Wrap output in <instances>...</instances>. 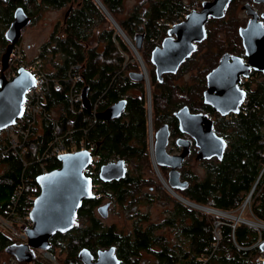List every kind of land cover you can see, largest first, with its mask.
Segmentation results:
<instances>
[{
	"label": "trees",
	"instance_id": "obj_1",
	"mask_svg": "<svg viewBox=\"0 0 264 264\" xmlns=\"http://www.w3.org/2000/svg\"><path fill=\"white\" fill-rule=\"evenodd\" d=\"M99 1L133 43L136 42L137 34L145 35L144 44L137 51L146 57L143 60L152 74L151 84L158 88L152 93V111L156 121L154 127L157 129L167 123L172 129L171 136L188 138L180 133L173 113L184 106L194 113L208 116L215 113L203 101L206 76L218 66L219 58L225 52L246 58L238 34L239 25L233 18L228 21L210 19L207 23H216V27L209 28L208 50L205 52L208 64L199 72V77L192 81L195 86L189 85L191 83L177 85L174 79L190 64H199V59H195L196 52L186 60L177 74H166L163 81L159 82L150 61L151 53L167 37L175 21L182 19L184 0H142L131 9L127 8L128 0ZM18 7H22L33 20L46 9H66L63 19L55 24L37 57L43 61L46 74L60 79L63 84L61 90L51 86L45 98V111L49 119H42V133H37L30 141L33 147L28 148L25 156L17 155L16 150L2 155L0 214L5 215L8 208L14 206L12 198L23 183L25 197L34 188L37 197L40 195V186L36 182L37 176L41 175L38 159L57 135L66 136L68 148L72 139L78 144L84 139L94 143L93 152H97L96 157L100 158L101 164L120 159L138 169L134 175L141 170L137 176L129 177L130 173L111 185L103 184L98 194L112 195L123 203L119 204L121 209L131 206L124 203L130 197L133 201L134 193L140 192L143 186L142 171L150 164L146 86L144 81L130 78L129 73L133 71L127 72L133 67L127 60L132 55L131 49L117 34L115 27L103 14V8L95 0H0V44L3 49L7 44L4 28H9ZM123 15L124 18H118ZM202 46H198L197 51ZM76 65L80 66L84 79L82 85L88 88V96L82 103V111L74 114L70 109L69 84L64 83V79H67L71 67ZM252 80L246 81L245 87L241 84L247 94L246 111L240 112L238 116L230 115L228 120L229 116L221 117L219 114H214L212 119L216 133L227 141L223 160L204 161L203 177L184 166L182 177L189 178L190 187L179 193L202 206L236 212L252 192L253 201L247 215H254L264 222V74L256 75ZM124 99L127 105L121 116L110 121L102 117L107 108ZM5 146L6 140L0 149ZM174 147L179 149L176 145ZM45 164L49 172L61 166L58 159L46 160ZM98 168L93 169L91 165L87 176L92 178L91 170L98 171ZM161 170L164 175L167 169ZM179 193L178 196H181ZM98 203L97 199L85 201L78 212L75 228L69 233L57 234L51 240L50 252L60 264H83L77 259L80 250L88 249L95 253L111 247L116 248L121 264H201L204 255L207 258L211 255L209 264H247L248 252L238 250L235 242L249 247L259 238L256 230L243 223H239L233 232L231 224L234 222L225 219L227 224L221 226L222 238L216 245L214 222L223 218L198 212L183 206L181 202H175L174 209L168 212L163 222L151 223L147 227L143 223H136L126 233L115 225L104 224L96 217L93 209ZM144 219L147 221L148 217ZM12 244V238L0 230V259L7 254L6 248ZM251 253L255 257L264 254L257 249ZM63 254L66 256L62 260Z\"/></svg>",
	"mask_w": 264,
	"mask_h": 264
},
{
	"label": "water",
	"instance_id": "obj_2",
	"mask_svg": "<svg viewBox=\"0 0 264 264\" xmlns=\"http://www.w3.org/2000/svg\"><path fill=\"white\" fill-rule=\"evenodd\" d=\"M95 1L105 13H108L99 0ZM231 1L205 2L201 10L190 12L183 22L175 24L168 30L167 37L161 46L156 47L151 53V63L155 67V74L159 82L163 81L166 74L178 73L186 60L197 51V45L207 39L206 25L209 20L223 19ZM254 1L264 3V0ZM244 9L248 16H252L247 27L239 30L247 62L238 55L226 53L221 57L218 66L206 76V90L203 93L204 104L212 107L214 112L223 117L232 113H240V107L247 96L246 91L240 87L242 78H248L251 70L264 74V26L249 5H245ZM262 17L264 18V14ZM30 23L31 17L22 7H18L14 12L13 21L5 33L9 44L2 54L0 62V131L14 125L23 116V104L27 92L35 87L34 75L23 68L11 80L6 76L14 46L20 43L25 28ZM118 33L125 36L120 28H117ZM144 37L143 33L135 36L136 51L137 48L140 49L143 46ZM129 76L134 80L144 81L148 86L144 72H131ZM87 96L88 88L85 87L83 101ZM149 98L150 96H148V100ZM126 105L127 100H120L107 108L102 117L107 121L113 120L124 113ZM150 111L149 101V122ZM173 116L178 121L180 133L194 140V146L197 149L196 160H223L227 141L216 133L214 122L207 114L191 112L188 106H184L175 111ZM170 136L171 130L167 123L156 130L153 162L159 168L169 169L166 179L172 192L177 194L189 186L187 181H182L180 170L191 152L192 141L178 138L176 145L182 149V152L171 154L168 151ZM96 154L97 152L88 150L63 154L58 157L61 162L59 168L37 176L36 182L40 186L41 192L31 213L33 227L27 231V243L10 245L6 248L8 255L16 257L21 263L30 264L36 261L37 250L42 251L45 258L56 263L54 255L50 252L51 237L57 233L72 231L76 226L78 212L83 207L84 201L96 198L93 179L87 176V170L92 165ZM126 174V163L124 160H119L103 165L99 172V179L106 183L121 180L125 178ZM251 195L252 192L248 199ZM186 200L187 202L182 200L181 203L199 210L212 209ZM109 209V203L98 208V214L103 220L108 219ZM233 218L237 220L239 216ZM260 250L264 253V243ZM78 259L83 264H121L114 247L99 250L95 261L91 252L88 249H83L79 252Z\"/></svg>",
	"mask_w": 264,
	"mask_h": 264
},
{
	"label": "built area",
	"instance_id": "obj_3",
	"mask_svg": "<svg viewBox=\"0 0 264 264\" xmlns=\"http://www.w3.org/2000/svg\"><path fill=\"white\" fill-rule=\"evenodd\" d=\"M196 4L197 5L194 4V7L196 9H200L199 1L196 2ZM190 11H192V8L190 6H186L183 17H186ZM24 58L25 55L21 45H15L9 63L10 67L8 71V78H14L23 68L34 75L35 87L27 92L26 100L23 104V116L18 119L14 125H11L5 128L4 130L0 131V145L6 140V146L3 149H0V161L2 155L5 152L9 153L12 152L11 150H16L17 155L21 154V156H25V153L28 151V148L33 147V144L30 141L36 135L40 121L43 118L49 119V117L47 116V112L45 111V98L50 93L51 86L55 90L62 89V81L57 78L54 79L46 74L44 63L40 58H36L31 62H25V60H23ZM252 79L248 80V82L253 81ZM83 80L84 79L80 72L79 65L72 66L70 72L67 75V79H64V83L69 84L68 93L70 100V109L74 114L80 113L82 111L84 89V86L82 85ZM247 105L248 101L247 99H245L244 103L240 107V112L246 111ZM230 115L238 116V114L234 113ZM230 115L227 120L230 119ZM219 120H221V117L219 118ZM65 137L66 136H55L54 140L48 145L40 159H38V162H40L41 165V174H47L49 172L45 164L46 160L58 159V157L63 154L74 152V149H72L73 147H76L75 151L88 150L90 152H93L95 149L94 143H90L85 139L82 140L80 144H78L75 140L72 139L70 141L71 146L70 148H68V145L65 142ZM26 165L27 164L25 163V166ZM36 191V188H34L33 192L36 193ZM25 194L26 190L25 185L23 183L22 186L20 185V187L17 188L16 193L12 198L14 206L8 208V211L5 213V215L0 214V230L7 233L8 236H10L17 242H26L27 231L33 227L31 213L37 195L35 196L34 194H29L27 197H25ZM247 208L248 204H243L242 207H240L238 210L241 213H244L245 209L247 210ZM205 212L209 215L223 218L214 222L213 233L217 241L216 245H218L219 241L222 238L221 226L227 224L225 219H229L226 217L227 212H223L214 208ZM239 219L245 220L244 222H242L243 224L252 227L254 230H257L259 232L260 237L254 245L249 247L240 246L235 242L237 249L240 251L248 252L247 264H264V254L255 257L253 255L254 252L251 253V251H254L255 249L261 251L260 247L264 242V222L250 221L248 219H244L242 215H240ZM233 222L234 223H232L231 226L234 232L236 226L241 222H236L235 219H233ZM210 256L208 258L205 257V255L202 256L203 258L201 259V264H209Z\"/></svg>",
	"mask_w": 264,
	"mask_h": 264
},
{
	"label": "rangeland",
	"instance_id": "obj_4",
	"mask_svg": "<svg viewBox=\"0 0 264 264\" xmlns=\"http://www.w3.org/2000/svg\"><path fill=\"white\" fill-rule=\"evenodd\" d=\"M140 1H142V0H128L126 2L127 8L131 9L136 3H139ZM198 1H200V0H184L183 1L184 2L183 3L184 8H183L182 13H181L183 20H185V18L183 17V14L185 12L186 5H188L192 8V6H194V4L197 5L196 2H198ZM65 11H66V9H60V10L46 9L41 14H39V16H37V18H35L33 20V22L25 29L22 40L20 41V45H21L22 50H23L24 55H25V58L23 59V60H25V62H31L32 60H34L38 57L39 50H40L42 44L45 43L46 41H48V38L54 29L55 23H59V21H61L63 19ZM103 14H105V16H107V15L109 16V17L107 16L109 19V22L111 25H113L115 27L116 32H117V28L121 29L119 24L114 20V18L112 17L111 14H109V12L104 13V11H103ZM231 16L232 17H244L241 10H239V11L232 10V14L230 13V16L228 18L225 17L226 21H228L229 18H231ZM124 17H125L124 15L118 16V18H124ZM180 19H178L177 21H179ZM209 25H210L209 28H212V29H215V27H216V23H210ZM238 34H239V28H238ZM118 35H120L122 37V39L124 40V42H126L128 44L129 48L131 49L132 55H133V56L131 55L130 59L128 60L129 62H131L133 64L132 70H128L127 72H129V71L144 72V69H143L144 66L146 67V69L148 71V74L150 77V80H149L150 82L148 83V86L145 84L146 96H147V99H148V96H150V98L148 100V105H149V101H150V105L152 108V103H151L152 102V93L154 94V92L156 90H158V88L155 87L153 84H151L152 74H150L146 63L143 60V58L146 59V57H144V56L142 57L141 55L137 56L135 49L128 43V41H127L128 38L126 37L125 34H124L125 37H123L119 33H118ZM201 45H203L201 50L196 51V53H195L196 54L195 59H199V64H197V65L190 64L189 67L182 74H180L179 76H177V78L174 79V84H177V85H185L186 83H191L189 85L195 84L192 81L199 77L198 76L199 72L202 69L206 68V66L208 64V61H206V59H205V52L208 50V43L206 41L205 43H202ZM0 50L2 53L5 51V49H3L1 47V44H0ZM131 57H132V59H131ZM220 59L221 58H219V61H220ZM144 73H145V76L147 77V72H144ZM177 100H179V98ZM154 116H155V114H154ZM214 117H211V119ZM217 118H219V116ZM154 122H156V121H155V118H153V111H152L153 126L155 124ZM39 125H38L37 133H42V132H40V129H39L40 126ZM149 125H150V123H149ZM155 132H156V127H154V143H153V145H152L151 139L149 138L150 164L148 166H145V168L143 169L142 174H141V176L143 175V178H146L147 181L141 182L143 186L141 187L140 192L134 193V200L133 201H131V197L129 199V201L132 202V205L131 206L127 205L125 208H123L122 212L119 209H115L113 212H110L109 218L106 220H103L100 217V215L98 214V212H96L98 218H100L104 224L115 225L118 230H124L125 232L132 230L134 224H136V223H139V224L143 223L144 227H147L151 223L163 222L167 218V216L169 215L168 212H170L172 209H174V207L176 205L175 202H181L167 188H165L166 183L163 182V179H165L167 181V179L165 177L168 178V172L167 171L165 172V174H164L165 177H164L163 172L161 170L162 168H159L158 166L157 167L154 166L155 163L152 160V157H154V156H152V154H153L152 150L154 149V145H155ZM148 136H149V133H148ZM173 143H175V142H173ZM173 143H171V144H173ZM171 147H172V145L170 146L171 152L177 151V149H172ZM75 148L73 147L72 149H74V151H75ZM94 159H95V163L92 166L93 169L97 167V163L100 161L99 157H94ZM130 165H129L130 169L132 168V170L130 171V173H131L130 177L137 176L138 174L141 173V170H139L137 172V174L134 175V173H136L135 171L138 169H136L134 167V165H132V164H130ZM0 168H1V166H0ZM157 168L159 169V171L157 170ZM188 168L190 170H192L193 172H196L197 175H200L201 177H203V175H204L203 165L198 163L197 161H195L193 158H190V161L188 162ZM93 169L91 170V172L93 171V174H94L96 172ZM0 171H1V169H0ZM141 180H143V179L141 178ZM151 180L153 183H151ZM152 187H155V190H151ZM153 191H154V194H156L157 199H155V201L151 202L149 200V198L147 196H145V192L153 193ZM159 192H160V197L157 196L159 194ZM31 194H34L36 196L37 191L35 193L32 190ZM167 194L169 195V198H167ZM106 197L107 196H105L104 200L108 199ZM252 201H253V197L251 195V197L249 199L247 198V200H246V204H248V208H247V210L245 209L244 213H241L239 210H237L236 212H234V211L233 212H227L226 217L233 221L234 216H239V218H240V215H242V217L244 219H248L250 221H260L261 222V220H259L256 216L249 217L247 215V214H249L248 209H249V206L252 203ZM140 202H142V203H140ZM147 202L152 203V204H148ZM137 203H140V204H137ZM134 205H136V207H134ZM182 205L188 207V205L185 203H182ZM119 208H121L120 205H119ZM190 208H192L198 212L200 211L202 213H206L205 211H202V210H199V209H196L193 207H190ZM145 216L148 217L147 221L144 219ZM238 219L236 220V222H241V224H242V222L245 221L243 219H239V220ZM257 233H259V232L257 231ZM259 237H260V235H259ZM39 255H41V253H39ZM241 256H242V254H241ZM42 258L44 259L45 262H47L49 264H56L47 258H44V257H42ZM61 259L62 260L65 259L64 254L61 255ZM0 264H18V263L12 260L11 255L4 254L1 256Z\"/></svg>",
	"mask_w": 264,
	"mask_h": 264
},
{
	"label": "flooded vegetation",
	"instance_id": "obj_5",
	"mask_svg": "<svg viewBox=\"0 0 264 264\" xmlns=\"http://www.w3.org/2000/svg\"><path fill=\"white\" fill-rule=\"evenodd\" d=\"M208 1H213V0H200L199 1V4H200V9H196L194 6V10H201L202 9V5H203V3H205V2H208ZM245 5H249L250 7H251V10L252 11H254L255 13H256V15L258 16V20L260 21V22H262V24H263V26H264V18L262 17V15L264 14V3H256L254 0H232L231 2H230V4L227 6V8H226V11H225V17L226 18H228L229 16H230V13L232 14V10H234V11H239V10H241L242 11V13H243V16L244 17H232L231 16V18H233L235 21H236V23L239 25V30H240V28H245V27H247V25H248V23H249V21L252 19V16H248L247 15V12H246V10L244 9V6ZM235 7V8H234ZM57 10V9H56ZM193 10V11H194ZM31 17V23L33 22V17L32 16H30ZM64 17V16H63ZM224 17V19L226 20V18ZM13 21V20H12ZM184 20L183 19H180L179 21H176V23L175 24H178V23H181V22H183ZM210 21V20H209ZM30 23V24H31ZM55 24H57V23H55ZM174 24V25H175ZM209 26L210 25H206V30H207V38H208V36H209ZM27 28V27H26ZM25 28V29H26ZM8 30V28L6 27V28H4V31H5V33H6V31ZM166 38V37H165ZM165 38H163V40L165 39ZM241 38V37H240ZM6 40H7V38H6ZM22 40V39H21ZM207 41V39L203 42V43H205ZM241 41H242V39H241ZM9 44V41L7 40V44H6V47H7V45ZM18 44V43H17ZM202 44V43H201ZM201 44H198L197 45V48H198V46H200ZM243 44V43H242ZM6 47H5V50H6ZM158 47V46H157ZM5 52V51H4ZM3 52V53H4ZM2 52H1V50H0V62H1V56H2V54H3ZM13 53V52H12ZM226 53H228V52H225V53H223V55L224 54H226ZM230 54H232V53H230ZM222 55V56H223ZM11 57H12V54H11ZM10 57V58H11ZM243 58V57H242ZM243 59H245V61L247 62V58H243ZM9 63H10V61H9ZM9 67H10V64H9ZM145 67V66H144ZM145 69H146V67H145ZM214 69V68H213ZM9 71V68H8V70L6 71V76H7V78H8V72ZM146 72H147V77H148V79L150 80V77H149V74H148V71H147V69H146ZM259 74H262L261 72H255V71H253V70H251L250 71V75H249V77L248 78H242V85H243V87H245V83H246V81H247V83H248V80H251L254 76H256V75H259ZM0 76H1V72H0ZM151 113H152V108H151V111H150ZM215 114V116H216V112L214 113ZM214 114H212V115H209L210 117H214ZM213 119V118H212ZM150 123V122H149ZM165 124V123H164ZM163 125V124H162ZM162 125H160V126H158L157 127V129H159ZM169 125V124H168ZM170 127V126H169ZM156 129V130H157ZM170 130H171V133H172V129L170 128ZM187 136V135H186ZM149 138L151 139V142H152V145H153V143H154V126H153V123H152V131H151V129H150V125H149ZM178 138H185L184 136H177V137H173V136H170V139H169V146H168V151L171 153V154H180L181 152H182V149L180 148V147H178L177 145V147L179 148V149H177V151L176 152H171L170 151V144L171 143H173V142H175V144H176V140L178 139ZM186 139H189V140H191L192 141V146H191V152H190V154L188 155V157H187V159L185 160V162H184V165H183V167L184 166H187L188 167V162L190 161V158H193L195 161H197L198 163H200V164H202L203 165V168H204V170H205V167H204V160H201V161H199V160H196V154H197V149L195 148V146H194V140H192L189 136H188V138H186ZM172 149H174L175 147L174 146H172L171 147ZM194 149H195V153H193V151H194ZM152 156H153V154H152ZM120 159H114L113 161H109V162H117V161H119ZM152 160H153V157H152ZM125 161V160H124ZM108 162V163H109ZM94 163H95V160L93 161V164H92V166L94 165ZM125 163H126V169H127V174H130V171L132 170V168L130 169V167H129V165L131 164L130 162L128 163V162H126L125 161ZM100 164V165H99ZM105 164H107V163H100V162H98L97 163V167L99 166V168H98V171H95L96 173H92L93 174V176H92V179H93V185H94V191H95V193H96V198L95 199H97L98 200V204L99 205H97V207H94V209H93V212H94V214L96 215V217H98L97 216V214H96V212H98V208L101 206V205H103V204H107V203H109L110 204V209H109V215H110V212H113L115 209H119L121 212H122V210H123V208L121 209V208H119V204H123V203H121V202H118L112 195H110V196H108L107 194H106V198H108L107 200H104V198H105V195L104 194H100V196H98V194L100 193V190L102 189V186H104L103 184H106V183H108V184H112L114 181H119V180H113V181H110V182H106V183H103V182H101L100 180H99V172H100V169L102 168V166L103 165H105ZM131 166V165H130ZM154 166H156L155 164H154ZM157 167V166H156ZM95 169V168H94ZM167 169V168H166ZM157 170L159 171V169L157 168ZM188 170V169H187ZM168 173H169V169H167L166 170ZM183 171H184V169L182 168L181 170H180V173H181V179H182V181H187L188 183H189V186H188V188L190 187V180H189V178L188 177H186V178H184V177H182V173H183ZM203 176H205V174L203 175ZM126 177V176H125ZM130 177V176H129ZM124 179V178H123ZM142 179H143V181H147L146 180V178H143V175H142ZM99 180V181H98ZM163 182H165L166 184H165V188H167V189H169V184H168V182L165 180V179H163ZM151 183H153L152 182V180H151ZM188 188L186 189V190H188ZM151 190H155V187H152L151 188ZM185 191V190H184ZM145 196H147L148 198H149V200L151 201V202H153V201H155V199H157V197H156V194H154V191H153V193H149V192H145ZM158 196V195H157ZM94 200V199H93ZM88 201V200H87ZM85 202V201H84ZM140 203H142V202H140ZM140 203H137V204H140ZM148 203V202H147ZM84 204V203H83ZM124 204H132L129 200H127ZM148 204H152V203H148ZM120 213V212H119ZM109 218V217H108ZM71 232V231H70ZM69 233V232H68ZM126 233H128V231L126 232ZM57 234H66V233H57ZM56 234V235H57ZM56 235H54L53 237H55ZM53 237H51V239H50V244H51V247H50V249H52V239H53ZM23 243H25V242H14V244H23ZM104 250V249H103ZM81 251V250H80ZM79 251V252H80ZM98 252V251H97ZM97 252H95V253H93V252H91V254H92V256H93V260L95 261V260H97ZM39 253H41V255H39ZM79 254V253H78ZM78 254H77V259H78ZM44 257L43 256V252L42 251H37L36 250V261L35 262H33V263H30V264H35L36 262H41V263H43V262H45L44 261V259L42 258V257ZM66 256V255H65ZM55 257V256H54ZM119 257V256H118ZM45 258V257H44ZM12 260L13 261H15V262H17L18 264H28V263H21V262H19L18 260H17V258L16 257H14V256H12ZM55 260H56V258H55ZM79 260V259H78ZM80 261V260H79ZM81 262V261H80ZM56 264H60L57 260H56Z\"/></svg>",
	"mask_w": 264,
	"mask_h": 264
},
{
	"label": "clouds",
	"instance_id": "obj_6",
	"mask_svg": "<svg viewBox=\"0 0 264 264\" xmlns=\"http://www.w3.org/2000/svg\"><path fill=\"white\" fill-rule=\"evenodd\" d=\"M186 6H188V5H186ZM193 10H194V7L192 6V11H193ZM192 11H190V12H192ZM190 12H189V13H190ZM189 13H188V14H189ZM188 14H187V15H188ZM184 18H186V17H184ZM173 26H174V25H173ZM173 26H171L170 28H172ZM124 37H125V36H124ZM127 41H128V43H129V44L135 49V44H136V43H133L129 38H128ZM162 42H163V40L161 41V44H162ZM18 44H20V43H18ZM161 44H160L159 46H161ZM16 45H17V44H16ZM127 45H128V44H127ZM135 52L137 53V56H139L138 51L135 50ZM10 59H11V58H10ZM127 60H129L128 57H127ZM8 79H9V78H8ZM9 80H11V79H9ZM241 84H242V82H241ZM241 84H240V87H241L242 89H244V88L241 86ZM244 90H245V89H244ZM246 98H247V96H246ZM220 116H221V115H220ZM228 116H229V115H228ZM209 117H210V116H209ZM221 117H223V116H221ZM225 117H226V116H225ZM210 118H211V117H210ZM219 118H220V117H219ZM148 119H149V118H148ZM41 122H42V120L40 121L39 124H41ZM95 157H96V156H95ZM94 160H95V159H93V161H94ZM48 173H49V172H48ZM37 198H38V197H37ZM37 198H36V199H37ZM35 201H36V200H35ZM34 203H35V202H34ZM33 206H34V204H33ZM206 207H207V206H206ZM5 234H6V233H5ZM9 237H10V236H9ZM10 238H11V237H10ZM12 240H13L14 242H17V241H15L14 239H12ZM27 240H28V236H27ZM25 243H27V241H26ZM25 243H23V244H25ZM263 243H264V242H263Z\"/></svg>",
	"mask_w": 264,
	"mask_h": 264
},
{
	"label": "bare ground",
	"instance_id": "obj_7",
	"mask_svg": "<svg viewBox=\"0 0 264 264\" xmlns=\"http://www.w3.org/2000/svg\"><path fill=\"white\" fill-rule=\"evenodd\" d=\"M118 26V25H117ZM143 69H144V72H146V69H145V67H143ZM145 74V73H144ZM146 77V76H145ZM146 82L147 83H149L150 81H149V79H148V77H146ZM152 103V102H151ZM150 129H151V131H152V113L150 112ZM152 153H153V156H154V149L152 150ZM174 196H176V198L177 199H179L180 201H182V200H185V202H187V198H185L184 196H182V197H184V198H181L180 196H178V193L176 194V193H174V192H172V190H171V188L169 187V189H168ZM203 211H207V210H204V209H202ZM48 258H50V256L48 255Z\"/></svg>",
	"mask_w": 264,
	"mask_h": 264
},
{
	"label": "crops",
	"instance_id": "obj_8",
	"mask_svg": "<svg viewBox=\"0 0 264 264\" xmlns=\"http://www.w3.org/2000/svg\"><path fill=\"white\" fill-rule=\"evenodd\" d=\"M40 126V132H42L43 131V128H42V123L39 125Z\"/></svg>",
	"mask_w": 264,
	"mask_h": 264
}]
</instances>
